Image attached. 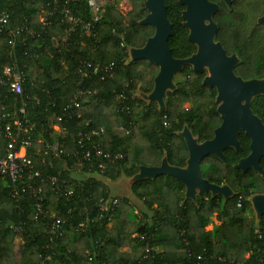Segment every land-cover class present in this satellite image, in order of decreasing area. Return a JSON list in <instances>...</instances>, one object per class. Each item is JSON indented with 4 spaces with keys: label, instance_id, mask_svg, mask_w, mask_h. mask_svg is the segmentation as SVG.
Instances as JSON below:
<instances>
[{
    "label": "trees",
    "instance_id": "1",
    "mask_svg": "<svg viewBox=\"0 0 264 264\" xmlns=\"http://www.w3.org/2000/svg\"><path fill=\"white\" fill-rule=\"evenodd\" d=\"M108 3L92 33L81 28L66 38L67 24L60 11L68 8L75 16L90 21L88 0H0V14L10 15L8 24L0 25V71L16 61L23 70L24 94L16 96L0 85V158L7 144L6 122L2 107L31 99L35 138L46 142H65L71 147L79 131L87 133L103 128L96 141L112 152H122L124 160L107 164L104 171H91L87 181L75 175L78 163L66 155L56 159L53 167L42 166L41 156L30 155L43 178L59 177L57 186L80 184L69 198L56 194L47 179L44 187L45 207L62 220L60 235L51 233L48 219L34 220V200L24 194L19 203L8 195V183L0 181V264H264V219L256 222L249 201L255 192H264V180L253 170L243 173L234 168L249 153L250 139L241 133V152L228 149V165L215 156L202 165L205 179L217 185H229L235 195L227 202L207 194L196 202L186 200L185 186L172 177L147 179L131 185L132 195L143 204L141 215L127 198L113 196L105 181L130 179L139 166H158L164 156L171 165L185 167L188 149L178 136L187 126L200 142L210 140L221 119L215 103L217 92L203 85L206 73L187 66V78L167 93L166 112H159L154 102L147 103L139 93L154 88L158 68L147 61L132 62L129 48H141L154 35V28L140 25L147 15L145 0H129L132 9L123 14L118 5ZM167 16L173 25L169 48L177 59L196 52L183 26V7L177 0H164ZM43 18V21H41ZM21 29L10 45L11 30ZM229 55L237 53L241 62L235 73L245 80L264 78V36L252 38L218 35ZM252 47V49H250ZM114 64L113 77L105 81L93 78L80 84L76 72L80 60ZM82 88L91 91L82 103L79 117L58 124L70 97ZM124 92V98L118 95ZM137 96L132 99L131 95ZM38 98L40 104H36ZM264 98L252 106L264 121ZM166 117V118H165ZM168 121V127L164 122ZM89 168V166H88ZM83 166L80 173L87 172ZM36 186L40 179H33ZM243 197L238 207L239 197ZM119 198L110 212H102L100 199ZM220 222L211 229L212 217ZM112 223V225H111ZM21 226L15 232L11 226ZM84 225V227H81ZM258 230L260 234H256ZM260 235L262 236L260 238ZM247 254L250 257L247 259Z\"/></svg>",
    "mask_w": 264,
    "mask_h": 264
},
{
    "label": "water",
    "instance_id": "2",
    "mask_svg": "<svg viewBox=\"0 0 264 264\" xmlns=\"http://www.w3.org/2000/svg\"><path fill=\"white\" fill-rule=\"evenodd\" d=\"M186 6L182 12L183 25L189 30V41L196 46V52L188 58L177 59L169 48V39L173 34V25L166 13L164 0H145L147 16L140 25L154 28V35L149 37L141 48H129L132 62L147 61L158 68L154 79V88L149 93H139L147 103L158 105L159 112H166L168 92L176 90L174 82L177 74L189 66L196 73H207L203 85L214 88L217 92L215 103L221 124L214 130L210 140L200 142L191 130L185 126L178 133L188 149L189 157L185 167H176L164 156L158 166H139L138 173L125 181L128 185L147 179L172 177L185 186V198L196 202L207 194L220 196L225 202L235 195L229 185H217L205 179L201 165L209 156H215L225 165L229 164L225 151L242 150L239 134L243 132L249 139L250 153L241 159L234 168L245 173L253 169L264 179V169L260 160L264 158V123L254 113L252 102L264 95V78L245 80L235 73L240 58L236 53L229 55L221 42L216 41L218 27L213 21V14L218 7L209 0H178ZM264 24V17L259 20ZM256 222L264 216V193L250 198Z\"/></svg>",
    "mask_w": 264,
    "mask_h": 264
},
{
    "label": "built area",
    "instance_id": "3",
    "mask_svg": "<svg viewBox=\"0 0 264 264\" xmlns=\"http://www.w3.org/2000/svg\"><path fill=\"white\" fill-rule=\"evenodd\" d=\"M110 2L111 0H88L91 12L90 21H84L75 16L66 7L61 9L59 16L61 22L68 25L66 28V38H69L79 27L87 35L92 33L95 26L99 24L106 5ZM9 18V13H1L0 25L5 27L8 24ZM41 21H43V18H41ZM20 32L21 29L19 28L11 30L10 45H15L14 35ZM113 67L114 64L93 63L81 59L76 72L80 75V84L83 85L86 81L93 78L105 81L107 76L113 77ZM23 81V70L16 61L11 65L3 67L0 71V85L6 87L9 93L22 96L24 94ZM90 93V90L82 88L78 93L69 98L68 103L64 107L63 115L57 117L58 124L52 127L54 131L59 132L61 130L60 123L65 121L69 123L75 117H79L82 103ZM124 95V92H122L118 95V99L124 98ZM136 96V94H133L131 98L134 99ZM34 99L36 100V104L39 105V99ZM30 100L23 99L20 106L13 103L2 107V118L6 122L4 138L7 144L4 148V156L0 158V181L4 180L8 183V195L15 203H19L24 194H29L34 200V220L38 221L40 217L47 218L48 226L51 227L53 236L60 235L63 225L62 220L56 218L55 213H49L47 207H45L44 187L42 184L47 179L55 188L56 194L63 192L61 195L67 198L74 195L75 187L80 184H67L66 187H60V185L57 186L60 180L59 177L47 176L43 178L42 170L36 167V163L30 155L33 147L39 145L34 155L41 156L40 164L42 166L53 167L54 161L63 155L74 159L75 165L78 163L75 175H81L82 177L80 178L83 181L90 179L91 175L89 174H91L93 169L97 168L99 171H104L107 164L120 162L124 160L125 155L120 151L112 152L111 150H107L96 141L97 138L105 133L103 128L87 133L79 131L71 147L67 146L65 142L49 143L41 137L36 139L35 134L38 131V124L33 119L32 107L29 104ZM168 125L169 122L165 121L164 126L168 127ZM83 166H87L88 171L80 173ZM38 178L40 182L35 186L32 180ZM242 202L243 197L240 196L237 203L238 207L242 206ZM118 204L119 198L117 197L108 201H105L103 198L100 199V209L105 213L114 211ZM81 227H84V225H81ZM11 229L15 232L23 231L22 225H13ZM255 233L260 234L258 230ZM249 257L250 254H247L246 258L248 259Z\"/></svg>",
    "mask_w": 264,
    "mask_h": 264
},
{
    "label": "flooded vegetation",
    "instance_id": "4",
    "mask_svg": "<svg viewBox=\"0 0 264 264\" xmlns=\"http://www.w3.org/2000/svg\"><path fill=\"white\" fill-rule=\"evenodd\" d=\"M177 2L179 3L178 0H177ZM209 2H211L212 4H214L218 7L217 12L213 14V21L218 27V32H217V36H216L217 42H220L217 40V37L220 33L223 36L246 37L247 39H249V42H251V43H252L253 37L264 36V24L259 23V20L262 17H264V0H209ZM164 3H165V1H164ZM165 5H166V3H165ZM180 5L183 7V9L181 11V16H182V12L186 10V6L182 5V4H180ZM166 13H167V6H166ZM147 14H148V12H147ZM183 22H184V20H183ZM188 36H189V30H188ZM250 49H252V47ZM240 62H241V59H240ZM181 73L186 76L184 71ZM206 75H207V73H206ZM186 78H187V76H186ZM258 79H261V78H258ZM257 98H264V95L256 97L252 102V106L254 104V101H256ZM262 105L264 106V103H262ZM263 123H264V121H263ZM241 133H243V132H241ZM240 134H239V136H240ZM249 145H250V143H249ZM249 153H250V150H249ZM249 153H248V155H249ZM225 155H226V153H225ZM248 155H246L245 157H247ZM245 157H243V158H245ZM243 158H241V159H243ZM241 159H239V161ZM260 165L264 169V158H262L260 160ZM250 170H253V169H249L248 171H250ZM247 172H245V173H247ZM263 193L264 192H262V193L255 192L253 195L263 194ZM251 197H249V201H250ZM255 219H256V216H255ZM263 219H264V216L260 219V221Z\"/></svg>",
    "mask_w": 264,
    "mask_h": 264
},
{
    "label": "rangeland",
    "instance_id": "5",
    "mask_svg": "<svg viewBox=\"0 0 264 264\" xmlns=\"http://www.w3.org/2000/svg\"><path fill=\"white\" fill-rule=\"evenodd\" d=\"M117 0H111V3H115ZM118 9L121 13L126 14L127 12H129L132 9L131 3L129 0H124L122 2H120V4L118 5ZM186 79V76L183 75L182 73H179L176 75L175 77V84L182 82ZM127 178H121L117 181H105L107 184V187L109 188V191L111 192V194L113 196H117V197H123V198H127L129 199L135 206L136 211H138V213L141 215L142 211H144L143 209V204L141 201L137 200L133 195H132V191L130 188V185H128L127 183H125V181H127ZM220 222L216 219V217H212L211 219V223L208 226L209 229H211L214 225H219ZM112 225V223H111Z\"/></svg>",
    "mask_w": 264,
    "mask_h": 264
}]
</instances>
